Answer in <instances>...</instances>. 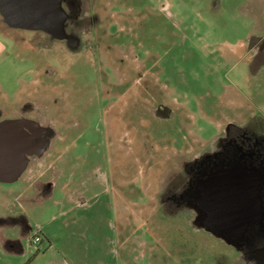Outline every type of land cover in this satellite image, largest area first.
Instances as JSON below:
<instances>
[{
    "label": "rangeland",
    "instance_id": "rangeland-1",
    "mask_svg": "<svg viewBox=\"0 0 264 264\" xmlns=\"http://www.w3.org/2000/svg\"><path fill=\"white\" fill-rule=\"evenodd\" d=\"M90 14L72 13L82 51L36 50L23 39L41 33L0 14V122L42 120L52 153L33 164L57 177L49 194L27 170L0 182V264H264V237L262 256L241 253L160 204L181 160L209 147L234 107L264 111V68L249 64L264 54V0H99ZM30 100L45 103L37 115L23 111Z\"/></svg>",
    "mask_w": 264,
    "mask_h": 264
},
{
    "label": "flooded vegetation",
    "instance_id": "flooded-vegetation-1",
    "mask_svg": "<svg viewBox=\"0 0 264 264\" xmlns=\"http://www.w3.org/2000/svg\"><path fill=\"white\" fill-rule=\"evenodd\" d=\"M99 0H62V6L65 11L68 13V18L65 23V28L68 34L77 36V29L75 28V19L72 18V13L79 14V18H86L84 15L90 14L92 15L96 11V4ZM114 1V0H113ZM122 1V0H115ZM98 7H104L98 6ZM81 15V16H80ZM91 28L94 25H100V21L98 19L91 18ZM5 22V21H4ZM6 23V22H5ZM7 24V23H6ZM8 25V24H7ZM9 26V25H8ZM23 29V28H22ZM82 29V28H81ZM29 30V29H27ZM34 32L35 34L41 33V37H32V38H24L23 43L34 47L36 50L40 49L39 47L49 48L51 42L59 41L63 43L65 47L69 51H82L83 45L82 40L79 38V44L75 47L71 44L69 39H57L54 38L51 34L43 31V30H29ZM28 41V43H27ZM264 45V44H263ZM258 48H261L258 47ZM33 49V50H35ZM251 67V73L253 75H257L261 69L264 68V54L261 56H253V59L249 62ZM57 71L54 69L52 64L46 65L43 76L49 80H53ZM49 76V77H48ZM40 97V96H39ZM41 99V98H40ZM39 99V100H40ZM62 99L64 102L62 103ZM69 103V102H68ZM67 100H65V96L62 98H55V102L52 105H66ZM23 111L25 113L35 112L36 115L39 113V107H35L34 105H45V103H37L35 101H25L22 103ZM167 106V105H166ZM240 107H234L233 111L236 116L228 118L226 122H224L221 127H219V132L209 141L211 142L209 147L205 148L204 151L200 153L193 154L189 159L185 160L184 158L181 160V168L178 167V170H175L174 177V186L175 191L172 195H168L167 197H161L160 204L165 206L167 203H171V201L177 206V210L174 212L175 214L181 213L183 211L190 212L191 216L196 217L197 214V202L200 196H204L205 191L207 190V182L209 179L215 178L218 180L219 178H223L225 174H231L232 172L236 173V176L240 178L239 175H242L246 172L254 173L255 180L259 181V201L258 206H264V186L261 185V175L264 178V111H258L255 109L251 115L245 116V110L249 111V109H253V105H239ZM155 108V109H154ZM151 108V111L158 115H163L170 117L172 110L169 106L165 107V105H158L157 107ZM0 110V114H4ZM24 116V115H23ZM15 117H21V114ZM26 117V116H24ZM165 117V118H167ZM27 119H31L26 117ZM36 126L27 128L31 133L33 132L36 135V138L39 140V145L44 142V138H49V135L44 133V123L42 120H38ZM76 124H79L76 122ZM74 125V124H73ZM73 125H67V127H71ZM64 130H66L64 128ZM221 130V131H220ZM49 134V133H48ZM65 134V133H64ZM45 136V137H44ZM59 156V155H58ZM178 162V161H177ZM41 163V162H40ZM42 166V163L40 164ZM49 163L44 166V169H39L38 166L35 167V172L29 170L27 168V172L31 174L29 176V180L31 181V186L38 190L39 193H48L52 189L55 184L57 177L51 176L52 167ZM43 167V166H42ZM37 170H44L40 176H37ZM174 171V170H173ZM233 173V174H234ZM239 174V175H238ZM242 179V178H240ZM173 180H170L168 183H171ZM177 180V181H176ZM5 183V182H3ZM258 183V182H257ZM167 185V184H166ZM166 185L164 186L163 194L166 191ZM200 191V192H199ZM189 210V211H188ZM163 213H166L163 211ZM254 215L255 224L250 227L248 235L250 240L242 241L238 246H233L237 251L241 253H245L246 249H248V253L257 252L260 256L263 254L260 253L262 247L256 249V244L259 242L258 240L264 237V225L261 226L260 215ZM191 220V218H190ZM264 222V220H263ZM192 226L196 229H200L202 231H208L207 229L199 228L197 223L194 220H191ZM25 229H30L29 226H25ZM212 234V233H211ZM213 235V234H212ZM214 236V235H213ZM215 237V236H214ZM218 239V238H217ZM221 242H225L221 239H218ZM226 243V242H225ZM264 259L263 257L260 258ZM263 264V262H262Z\"/></svg>",
    "mask_w": 264,
    "mask_h": 264
},
{
    "label": "water",
    "instance_id": "water-1",
    "mask_svg": "<svg viewBox=\"0 0 264 264\" xmlns=\"http://www.w3.org/2000/svg\"><path fill=\"white\" fill-rule=\"evenodd\" d=\"M0 14L11 27L43 30L54 38L69 39L75 47L79 44V38L66 31L68 13L62 0H0ZM36 125L35 120L24 116L0 122V182L17 181L27 168L32 169L33 163L39 165L52 153V142L45 137L52 133H44V142L39 145L36 135L27 129ZM233 173L218 180L209 179L204 196L198 198L194 222L226 243L238 246L250 240L248 232L258 211L260 224L264 225V206H258L260 189L254 173H243L245 177L238 174L242 179ZM261 185L264 186L262 175Z\"/></svg>",
    "mask_w": 264,
    "mask_h": 264
},
{
    "label": "crops",
    "instance_id": "crops-1",
    "mask_svg": "<svg viewBox=\"0 0 264 264\" xmlns=\"http://www.w3.org/2000/svg\"><path fill=\"white\" fill-rule=\"evenodd\" d=\"M4 50H5V44H4L3 40H0V54L2 52H4Z\"/></svg>",
    "mask_w": 264,
    "mask_h": 264
},
{
    "label": "built area",
    "instance_id": "built-area-1",
    "mask_svg": "<svg viewBox=\"0 0 264 264\" xmlns=\"http://www.w3.org/2000/svg\"><path fill=\"white\" fill-rule=\"evenodd\" d=\"M36 240H39V237H36Z\"/></svg>",
    "mask_w": 264,
    "mask_h": 264
}]
</instances>
